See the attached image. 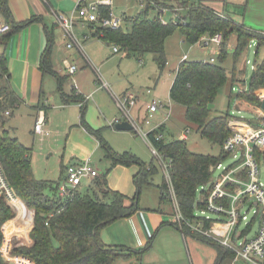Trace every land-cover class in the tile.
I'll return each instance as SVG.
<instances>
[{"label":"trees","instance_id":"16d2710c","mask_svg":"<svg viewBox=\"0 0 264 264\" xmlns=\"http://www.w3.org/2000/svg\"><path fill=\"white\" fill-rule=\"evenodd\" d=\"M140 2L143 6L142 10L132 17L125 18V21L131 25L130 30L98 27L95 34L99 36L102 34L106 42L119 47L120 52L128 58L137 57L141 61L145 54H155L157 64L162 70L167 64L166 41L177 29H180L184 41L190 45L201 42L205 36H222L216 63L182 61L176 70L170 89L171 101L184 108L187 122L197 128L203 139L219 146L220 153L217 156L194 153L189 149L187 140L176 137L169 141L166 139L156 141L158 131L149 134L158 150L171 160L170 173L176 199L182 214L190 219L194 218L197 208L204 209L203 204H197V193L201 186L211 180L213 175L211 167L228 159V155L223 151V144L231 135L229 122L235 116L229 109L220 115H213L219 92L230 79L232 90L235 84H241L247 88V90L238 91L234 98L231 97L230 102L241 101L257 108L262 107L264 96L259 91L264 89V32L235 23L230 17L217 13L203 0H140ZM173 2L178 3L185 10L184 24L179 21L175 24L172 21L163 20L164 12L175 8ZM153 12L158 13L154 18L151 17ZM0 16L10 27L9 31L0 36V48H2L0 52L1 161L17 195L36 213L34 228L31 232L32 245L16 248L13 252L32 264H114L120 259L133 258L141 263L143 256L151 249L152 242L139 249L109 246L101 240L100 233L111 223L129 217L140 209L141 189L145 185H153V177L158 174V168L153 164L147 166L130 152L114 151L104 139L103 130H95L85 121L87 99L77 95L75 89H72L69 94L63 91L62 86L66 78L54 70L52 61L55 36L52 31L47 30V44L41 58L40 71L57 78L65 105L82 104L81 125L99 141L106 151V157L112 161V167L138 165L140 172L134 177L136 194L133 198L116 191L106 190L107 174L96 178L92 187L76 191L67 200L59 196L61 179L59 181L37 179L34 175L32 150L19 138L13 137L5 128L9 121L6 113L10 112L11 116L15 109L24 104L12 88L5 50L13 34L20 32L31 23L38 22L39 17L17 23L13 19L8 0H0ZM233 34H237V39L233 53V68L229 78L223 64L228 58L227 46ZM253 42L256 43L254 63L257 68L253 71L249 82H246L242 78L246 66L244 65L241 69L238 62L243 52ZM210 105L214 107L210 109ZM250 124L253 125L251 122ZM63 171L64 166H62V173ZM159 188L160 202L171 203L165 181ZM12 216V210L2 202L0 228ZM210 224L211 220H206L204 228L208 229ZM175 225L180 228L177 224ZM182 230L186 236H192L213 245L218 252L216 264L235 256L233 252L223 249L205 236L192 233L185 225ZM2 239L0 233V244ZM4 263V260H0V264Z\"/></svg>","mask_w":264,"mask_h":264},{"label":"rangeland","instance_id":"374dc122","mask_svg":"<svg viewBox=\"0 0 264 264\" xmlns=\"http://www.w3.org/2000/svg\"><path fill=\"white\" fill-rule=\"evenodd\" d=\"M75 8V7H74ZM74 8L68 12H65L67 17L72 15ZM143 6L139 0H114L113 12L116 16L128 18L130 16L136 15L142 10ZM175 12H164L163 17L165 21L175 22L179 21L184 23L185 10L182 9L178 4L175 5L174 9H168ZM238 11V10H237ZM242 14L244 11L241 12ZM157 12H153L151 17H156ZM254 30L264 32V28L253 26ZM78 25L74 28V34L80 37L84 31L88 28ZM123 29L130 30L131 25L125 21ZM55 45L52 53L53 64L56 65L60 76L66 78L63 82V91L65 93H70L73 87H81L87 95L93 92L99 87V76L98 73L105 79L108 83L111 91L114 94L120 95L122 91H129V93L138 96L143 102H147L149 99L154 97L160 99L166 105L170 104L173 106V111L171 118L168 121V131H166V140L173 139L172 136L179 137L183 131L188 128L191 129L188 134V147L191 151L198 154L205 155H215L220 153V147L211 144L206 139H203L197 128L190 125L185 118V110L182 106L173 103L169 97L170 86L175 78L176 70L179 64L182 62V58L188 55V61H204L209 60L213 55L212 50L219 48L217 44L211 43L209 47L200 46L197 44L190 45L184 41L180 29H177L175 33L168 38L165 45V54L167 58V65L162 71L157 64L156 55L147 53L142 57V61L137 57L128 58L123 52L115 53L114 46H108L106 42L95 41L91 39L88 43H85L84 51L89 56L94 66L98 69L95 71L91 66L87 65L82 55L80 54L78 48L73 46V49H68L67 45L69 40L66 39L65 33L62 29H54ZM87 33H90L89 30ZM102 36V34H101ZM237 34H233L230 38L229 44L227 46L228 58L224 62L223 66L227 69L229 78L231 76V71L233 68V53L236 44ZM252 45V44H251ZM255 46L252 45L251 49H247L243 52L239 58L238 66L242 69L245 65L246 60H250L254 63ZM219 53L215 56L218 60ZM68 59L71 65H76L78 71L71 75L64 63V60ZM11 74V73H10ZM253 71L251 66H247L242 78L246 82H249ZM235 90H232V83L229 79L228 84H226L219 92L216 107L213 115H220L226 112L228 109L234 112V115L238 118L243 117L246 121H255V116L253 118L251 114L246 111L241 110L239 113L237 106L233 101L230 102L231 97H235L237 91L242 87L240 84L234 85ZM245 88V87H243ZM154 89L153 94L147 96L148 90ZM107 90V89H106ZM106 90H101L96 97L92 94L93 99L90 100L86 113L85 121L92 127H96L98 120H104V116L100 109L98 108V103H103L111 109V111L116 112L117 115L121 117V112L116 107V104L112 96ZM44 94L45 97L42 100L47 101L48 122L46 131H48L47 136H41V134L34 135V128L36 123V111L31 107V102H28L30 106L21 105L13 111V114L9 116V121L5 128L10 131L13 137H17L20 141L28 148L33 150V168L34 175L39 180H49V181H59L61 178V166L64 161H72V159H80L83 149V145L79 143L81 139L79 128H81V109L76 105L78 103H71L69 107L64 106L62 100L61 92L59 90V83L56 77L51 74L44 75ZM91 97V96H90ZM95 100V101H94ZM246 103L241 102L239 106H244ZM248 105V104H247ZM169 106L166 107L168 111ZM250 108H256L255 106H250ZM109 109V111H110ZM164 111V110H162ZM148 114V111L144 113ZM166 112L157 114L151 119L152 122L161 121L165 117ZM253 119V120H252ZM142 129L148 130L154 125L147 126L144 122V118L141 119ZM103 131V137L108 141V143L113 147L114 150L123 152L125 150L135 153L142 162L147 166L153 164L157 167V162L152 155L149 146L142 140V137L138 135L130 136V134L120 136L119 140L114 138L112 131L114 129L110 128L109 125L106 126ZM98 129V128H95ZM111 131V132H110ZM117 134V133H114ZM119 137V136H118ZM123 138V139H122ZM134 138V139H132ZM84 153V152H83ZM73 157V158H72ZM76 157V158H75ZM72 158V159H71ZM71 159V160H70ZM86 160V159H85ZM92 163L98 168L99 174L104 175L111 166L109 160L106 158V152L104 149L93 152V157L91 158ZM231 161H225V165L230 164ZM132 167V171H139V167L136 165L128 166ZM138 173V172H137ZM219 171L213 173V177H216ZM262 180L264 181V169L262 171ZM108 181H112L113 185L118 183L124 188L123 192L128 197L133 198L136 193V185L133 182V174L129 178V187L125 183L126 178L120 171L114 169L108 175ZM164 180L162 171L158 168V174L154 177V185H145L141 189L140 194V205L144 203L155 204L160 198V191L158 185H161ZM200 197L199 193L197 194ZM209 215L214 216V214L209 213ZM255 226L250 237H252L257 231ZM16 241V239H14ZM204 243V242H203ZM200 248H192L190 245L191 253L194 258V264H213L214 258L216 256L215 250L208 245L200 244ZM182 251L177 252L174 250L171 255L176 257L175 259H180L179 262L163 261L159 258L160 255H155L150 260V264H184V259L188 262V256L185 254L181 256ZM185 255V256H184ZM122 259L117 260L114 264H123ZM4 264H13L12 262H7ZM189 264V262H188Z\"/></svg>","mask_w":264,"mask_h":264},{"label":"built area","instance_id":"2783aa9c","mask_svg":"<svg viewBox=\"0 0 264 264\" xmlns=\"http://www.w3.org/2000/svg\"><path fill=\"white\" fill-rule=\"evenodd\" d=\"M113 5L114 0H78L70 17L64 14H54L58 26L64 31L66 39L69 40L68 48L76 46L81 51L83 49L74 34V27L77 23L83 26L94 25L111 30L123 28L125 18L114 14ZM174 23L177 24L178 21ZM9 29L10 27L6 24L0 25V36ZM221 42V35L205 36L198 45L209 47L211 43H214L219 48ZM253 44L256 45L255 42ZM252 45L249 46V49L252 48ZM114 52H120L119 47L114 46ZM214 53L218 54L219 52L214 48ZM188 58V55H185L182 61H188ZM216 61L217 59L212 55L209 60L201 62L214 64ZM64 63L71 75L78 71L77 66L70 65L68 61ZM245 63L247 66H251L252 71L256 70V63L250 60H246ZM100 81L101 87L109 90V85L102 78ZM243 90H247V88H240L238 91ZM262 91L264 92V89L260 90V93ZM147 92L151 93L150 90ZM114 98L123 119H116L113 125L121 122V120L128 121L133 126V130L149 146L157 162V168L162 171L168 186L175 223L181 229L185 225L192 233L205 236L225 250L233 252L236 258L245 263L264 264V181L262 180L264 123L260 126H251L243 117L238 118L233 112L235 117L229 122L231 135L223 144V151L228 155L227 160H230L231 163L225 165V161H223L211 167L213 168L212 174L217 170L219 174L216 177L212 175L211 180L198 189L200 197L197 198V204H203L204 209L197 208L194 218L189 219L182 214L176 199L170 173L171 160L158 150L149 137L150 132L144 131L141 127L142 123L133 115V109L138 104L137 96L127 93ZM79 106L81 107L82 104ZM165 108L166 106L160 101L151 102L147 106L148 114H146L144 122L150 125L155 114ZM6 114L9 115L10 112ZM171 114L172 108L169 107L163 123L170 120ZM45 125L44 113L40 112L34 128L35 133L47 136L49 132L44 128ZM155 130L152 131L155 132ZM190 131L191 129L188 128L182 132V140L188 139ZM155 138L156 141H161L163 134L158 132ZM98 176V170L90 158L70 167L60 185L59 196L63 200H67L80 188L87 186L88 183L91 184L92 180ZM2 202L12 210L13 216L0 228L3 238L0 244V260L13 264H32L26 258V261L10 258L12 255L18 256L13 254L16 248L31 245L32 240L29 239L28 235L34 228L36 213L17 195L10 184L3 168L0 153V204ZM209 213L214 214V216L209 215ZM206 220H211L208 229L204 228ZM255 226H258L257 231L250 237Z\"/></svg>","mask_w":264,"mask_h":264},{"label":"crops","instance_id":"0c3cea01","mask_svg":"<svg viewBox=\"0 0 264 264\" xmlns=\"http://www.w3.org/2000/svg\"><path fill=\"white\" fill-rule=\"evenodd\" d=\"M194 1H199V0H194ZM77 2L78 0H8V5L11 10L13 19L17 23L29 21L33 17H39L38 22L31 23L30 25H28L26 28H24L20 32H17L11 36L8 42V45L6 47L5 53H6V57L8 60V68L11 73V85H12L13 90L24 101V105L30 106L28 102H31L30 103L32 104L31 108L36 111V120L40 112L44 113V116L46 119V125L44 127L45 129L47 128L48 122H50V120L48 118L49 108L47 107V101L44 102V100H42V98L45 97V94H44L45 93L44 92V75L45 74H43L40 71V62H41V58H42L43 52L47 44L46 31L49 30L53 32L54 29H61L56 22L54 14L57 13V14L65 15V12L72 10L76 6ZM203 2L209 7H211L212 9H214L220 15L230 17L237 24H243L246 27L251 28V29H254L253 26L264 28V0H203ZM172 4L176 5L178 3L173 2ZM242 11H244L243 14L241 13ZM166 12H172L176 14L175 12L170 11V10L169 11L167 10ZM163 20L165 21L164 18ZM2 24H5V21L0 16V25ZM78 25H81L83 27L82 29H84L85 27L88 28L86 31L83 32V34L80 37H77L75 35L76 39L81 43L83 47L82 51L79 49L78 50L80 54L82 55L83 59L85 60V62L87 63V65L91 66L98 73V69L96 68V66H94L93 62L91 61L89 56L84 51V47H85V43H88L91 39H95V41H101V42H106V41L103 39L101 35L100 36L95 35L97 32L98 26H94V25L83 26L82 24L77 23L75 27H77ZM88 30L90 33H87ZM106 44L110 46L108 42H106ZM70 49H73V48H70ZM1 51H2V48H0V52ZM212 52H213V56L217 55L216 53H214V50H212ZM65 61H68V63L70 64L68 59L64 60V62ZM65 66L67 68V65ZM245 66L247 67L246 63H245ZM53 67H54V70L59 74L56 65L53 64ZM164 69H162V71ZM98 76H99L98 81L100 85L93 92H91V93H94L93 95L95 97L96 95L100 93L101 90H106L105 88L101 87V81H100V78H102L104 81L105 79L99 73H98ZM171 87L172 85L170 86V89ZM243 87L245 86L242 85L241 88ZM72 89L76 90L77 95H80L83 98L87 99L86 101L87 106L90 100H92L94 97V96L92 97L91 93L87 95L81 87H77V88L73 87ZM153 90L154 89L150 90L152 94H153L152 92ZM106 91H108V93L112 96L115 104H116V101L114 98L115 96L119 97V96H123L129 93V91L127 90V91H122L120 95H116L113 93V91H111L110 87H109V90L107 89ZM150 94L148 93L147 96H150ZM260 94L264 96L263 91ZM169 97H170V92H169ZM137 98H138V104L133 109V115L135 116V118H137L141 122V119L146 117L144 113L147 112V106L153 101H160V99L154 97L152 99H149L147 102H143L138 96ZM162 103L166 107L167 106L171 107L173 111L172 105L170 104L166 105L164 102ZM239 103L240 101L235 102V105L237 106L239 113H241L242 112L241 110H243L251 114L252 115L251 118H253L254 116L256 117L255 121H247L249 124L250 122L253 123V125L251 124V126H256V125L260 126L264 123L263 121L264 120V109L262 107L261 108H257V107L250 108V106L252 105L245 104L244 106H239ZM64 106L69 107L70 104L65 105L64 103ZM76 106L81 109L79 104ZM116 107L118 108L117 104H116ZM98 108L100 109V112H102L104 116V120L99 119L97 122L98 125L96 127H92V126L90 127H92L93 129L98 128L95 130L102 129L104 131L105 130L104 128H107L106 126L109 125L110 128L115 130V132L113 131L112 132L110 131V132L112 133V135H114V138L116 140H119L120 136L127 135V134H130V136L135 135L136 137H138V135L136 134L134 130L133 131H119L116 129L115 127L116 125H113L116 119H123L122 115L121 117H120V114L118 116L116 112L111 111V109L108 108V106L103 103H98ZM164 111L166 112V114L168 113L166 108L164 109ZM164 111H160L156 113L155 116L160 113L164 114ZM164 119L165 117L161 121L152 122L150 125L146 124L148 127L151 125H154V126L145 131L152 133L153 132L152 130L156 129L155 131L161 132L163 134V139H165L166 131H168V126H167L168 122L163 123ZM121 121H124V120H121ZM162 128L163 130H161ZM79 133L81 136V139H79V143L84 146L82 149L81 158L74 159L72 157L73 158V159L71 158L72 161L68 160V161L62 162V166H64V171L62 173V170H61V174L63 175L60 178L61 184L63 183L64 178L67 174V170L70 167L76 164H79L85 159H88V158L91 159L93 157V152L99 151L102 148L99 141L96 139V137L93 136L91 133H89L82 125H81V128H79ZM114 133H117V134H114ZM34 135H36L35 131H34ZM181 135L182 134H180V136L178 137L180 140H182ZM172 138H175V137L172 136ZM111 148L113 149V147ZM116 152L132 153L131 151H128V150H125L123 152H120V151H116ZM132 154L138 157L135 153H132ZM32 160H33V150H32ZM109 162H110L111 168L108 171H106V173L104 174V175L107 174L106 179L108 182L107 188L105 189L109 191L112 190V191H116V192L124 194L123 192H127V191H125L124 188L120 186L118 183H115L113 185L112 181H108V175L114 169H116L117 171H120L122 175L125 176L126 178L125 183L127 184V187H129V183H130L129 178H131L132 174L134 178L135 175H137L140 172V167L136 165L139 167V171H135V170L132 171V167L123 166V165H117L115 167H112V161L109 160ZM95 168L98 170L96 166ZM104 175L99 174L98 177H103ZM154 177H153V183H154ZM95 179L92 180L91 184L88 183L89 185L87 184V186L85 185L84 187L80 188L79 191L86 190L89 187H92L94 185ZM153 185H148V186H153ZM159 186L160 185H158V189L160 191V198H161V190ZM160 198L155 204H150V203L141 204L140 209L135 214L129 217L120 219L118 221H115L111 223L110 225H108L107 227H105L104 229H102L100 233L101 240L109 246H123L129 249L143 248L147 244H149V242H152L151 249L143 256L141 263H139L136 258H133V259H122L123 264H131V263L150 264L149 263L150 260L153 257H155V255H160L159 258H161L163 261L167 260V261H172V262L173 261L179 262L180 259L176 260L175 259L176 257L172 256L171 253L174 250H177V252L182 251V254H181L182 256L183 253L185 254V249H186V254L188 256L189 264H194V258L191 253L190 245L192 248L194 247L198 249L200 248L199 245L201 243L211 246L215 250L216 256L214 258L213 264H216L218 261L217 249L213 245L205 243V242L203 243L202 241L196 238H193L192 236H186L185 233H183V230L178 228L175 225L177 223H175V220L173 218L172 204L168 202L161 203ZM28 237L30 240H32L31 233L28 235ZM32 243H33V240H32ZM10 258L12 260L26 261V259L21 256L19 257V256L12 255ZM188 262L184 259V264H188ZM219 264H248V263H245L244 261L234 256L231 259H224Z\"/></svg>","mask_w":264,"mask_h":264},{"label":"water","instance_id":"95a60500","mask_svg":"<svg viewBox=\"0 0 264 264\" xmlns=\"http://www.w3.org/2000/svg\"><path fill=\"white\" fill-rule=\"evenodd\" d=\"M214 105H210L209 108H213ZM262 108L264 109V102L262 104ZM116 129L119 131H133V126L128 121H121L116 124ZM211 171L213 172V168H211ZM136 264V263H131Z\"/></svg>","mask_w":264,"mask_h":264}]
</instances>
